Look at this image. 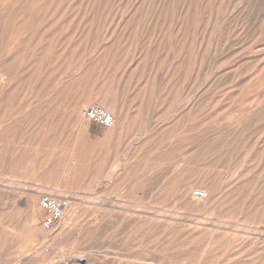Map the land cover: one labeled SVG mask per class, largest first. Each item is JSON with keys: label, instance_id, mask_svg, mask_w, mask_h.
Listing matches in <instances>:
<instances>
[{"label": "rangeland", "instance_id": "1", "mask_svg": "<svg viewBox=\"0 0 264 264\" xmlns=\"http://www.w3.org/2000/svg\"><path fill=\"white\" fill-rule=\"evenodd\" d=\"M0 73V264H264V0H0Z\"/></svg>", "mask_w": 264, "mask_h": 264}, {"label": "built area", "instance_id": "2", "mask_svg": "<svg viewBox=\"0 0 264 264\" xmlns=\"http://www.w3.org/2000/svg\"><path fill=\"white\" fill-rule=\"evenodd\" d=\"M82 113L86 119L101 125L105 128L115 126V117L110 110L98 102H92L83 107ZM194 196L198 200L207 198V192L199 189L195 190ZM70 198L62 193L60 189H51L43 192L39 196L40 206L46 210L47 215L43 220V226L49 231L55 230L58 221L63 217L65 209L69 206Z\"/></svg>", "mask_w": 264, "mask_h": 264}, {"label": "bare ground", "instance_id": "3", "mask_svg": "<svg viewBox=\"0 0 264 264\" xmlns=\"http://www.w3.org/2000/svg\"><path fill=\"white\" fill-rule=\"evenodd\" d=\"M3 14H4V13H3ZM3 14H2V15H3ZM2 31H3V30H2ZM5 33H6V31H5ZM0 74H1V73H0ZM1 75H3V73H2ZM1 79L3 80L4 78L1 77ZM1 79H0V80H1ZM94 95H95V94H94ZM91 96H92V95H91ZM111 102H112V101H111ZM75 108H76V107H75ZM108 108H109V107H108ZM108 108H107V109H108ZM110 109H111V108H110ZM73 110H74V109H73ZM116 113H117V112H116ZM123 118H124V117H123ZM115 120H116V119H115ZM116 140H118V139H116ZM75 162H76V161H75ZM73 168H74V167H73ZM75 168H76V167H75ZM11 188H12V187H11ZM180 188H181V187H180ZM185 189H186V188H185ZM193 189H194V188H193ZM10 190H11V189H10ZM37 190H38V189H37ZM183 190H184V189H183ZM189 191H190V188H187V189H186V193H188ZM206 191H207V190H206ZM18 193H19V192H18ZM192 195H193V194H192ZM192 195H191V196H192ZM207 195H210V194L207 193ZM185 197H186V196H185ZM185 197H184V198H185ZM13 198H14V197H13ZM194 198H195V196H194ZM14 199H15V198H14ZM206 199H207V198H206ZM188 200H189V199H188ZM207 200H208V199H207ZM203 201H205V200H203ZM194 202H195V201H194ZM200 204H201V203H200ZM74 205H75V204H74ZM211 205H212V204H211ZM75 209H76V207H75ZM207 211H208V210H207ZM72 212H73V211H72ZM72 212H71V213H72ZM76 212H77V210H76ZM125 213H126V212H125ZM72 215H73V214H72ZM132 215H133V213H132ZM140 215H141V214H140ZM140 217H141V216H140ZM148 218H149V217H148ZM144 219H145V217H144ZM69 221H70V219H69ZM69 223H70V222H69ZM197 227H198V226H197ZM59 228H60V227H59ZM60 229H61V228H60ZM56 230H57V229H56ZM54 231H55V230H54ZM54 231H53V232H54ZM64 231H65V230H64ZM20 234H22V233H20ZM52 234H54V233H52ZM44 237H45V236H44ZM49 237H50V236H49ZM40 238H41V237H40ZM22 239H23V238H22ZM15 242H16V241H15ZM22 242H23V241H22ZM22 242H21V243H22ZM23 246H24V245H23ZM23 248H25V247H23ZM21 249H22V248H21ZM152 252H153V251H152ZM138 253H140V252H138ZM157 256H158V255H157ZM167 258H168V257H167ZM137 259H138V258H137ZM157 259H158V257H157ZM58 260H59V259H58ZM85 260H86V257H85V256H78V257H75V258H74V262H75V264H76V263H77V264H82ZM126 260H127V259H126ZM120 261H121V260H120ZM136 261H137V260H136ZM61 262H62V261H61ZM70 262H71V261H70ZM64 263H65V262H64ZM71 263H72V262H71ZM157 263H158V262H157ZM157 263L154 262V261L151 262V264H157ZM169 263H170V262H169ZM174 263H175V262H174ZM126 264H127V263H126ZM148 264H149V263H148ZM161 264H162V263H161ZM166 264H167V263H166Z\"/></svg>", "mask_w": 264, "mask_h": 264}]
</instances>
